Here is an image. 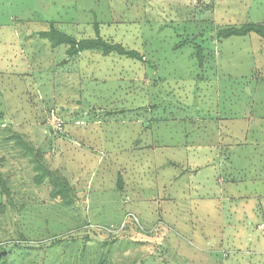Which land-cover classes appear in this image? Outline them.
I'll use <instances>...</instances> for the list:
<instances>
[{
    "label": "rangeland",
    "instance_id": "obj_1",
    "mask_svg": "<svg viewBox=\"0 0 264 264\" xmlns=\"http://www.w3.org/2000/svg\"><path fill=\"white\" fill-rule=\"evenodd\" d=\"M250 23L264 0H0V264H264V39L217 38Z\"/></svg>",
    "mask_w": 264,
    "mask_h": 264
},
{
    "label": "trees",
    "instance_id": "obj_2",
    "mask_svg": "<svg viewBox=\"0 0 264 264\" xmlns=\"http://www.w3.org/2000/svg\"><path fill=\"white\" fill-rule=\"evenodd\" d=\"M249 34H256L260 36L262 39H264V26H261V24L259 25L254 23L246 24L241 28H232V29L220 31L218 32L217 38L221 40H227L233 37H241V38L246 37ZM40 37L45 40H48L51 43L52 47L54 48L60 46L70 47L68 51V55L72 57H76L81 52L102 49L105 55L115 52L119 55H123V56L126 55L127 57L130 58H137V54L134 51L124 50L119 45H109L104 41L100 40L99 38L94 40L88 39V40L78 41L62 32H59L54 27H51V29L48 32H42L40 34ZM28 151L32 153L33 150L28 148ZM38 154L39 153L37 152L35 155L38 156ZM44 174L45 173L43 172L37 176L36 182L38 184L42 183ZM50 174L51 175L49 176L50 178H52L51 181L54 180L53 181L54 185L57 187V189H59L56 192V194L60 197H66V195L68 194V185L64 181L60 180L59 177H55L57 176V173L54 174V172H51ZM6 185H7L6 181L2 178V175L0 174V186L6 190L7 189Z\"/></svg>",
    "mask_w": 264,
    "mask_h": 264
},
{
    "label": "crops",
    "instance_id": "obj_3",
    "mask_svg": "<svg viewBox=\"0 0 264 264\" xmlns=\"http://www.w3.org/2000/svg\"><path fill=\"white\" fill-rule=\"evenodd\" d=\"M229 40V39H228ZM235 122L232 121V119H229V122L225 121V126L223 127H219V129L221 130V133H216L215 135L218 136L219 140H220V137H223V138H235L237 136V133H236V129L234 130V127H235ZM232 141L230 140V143ZM220 143V141H219ZM186 148V147H185Z\"/></svg>",
    "mask_w": 264,
    "mask_h": 264
}]
</instances>
